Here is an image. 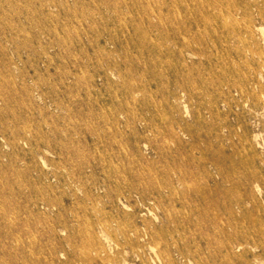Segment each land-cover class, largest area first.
I'll list each match as a JSON object with an SVG mask.
<instances>
[{
    "label": "rangeland",
    "instance_id": "obj_1",
    "mask_svg": "<svg viewBox=\"0 0 264 264\" xmlns=\"http://www.w3.org/2000/svg\"><path fill=\"white\" fill-rule=\"evenodd\" d=\"M0 264H264V0H0Z\"/></svg>",
    "mask_w": 264,
    "mask_h": 264
}]
</instances>
